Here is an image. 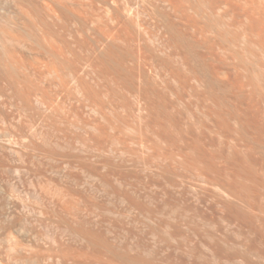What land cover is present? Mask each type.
Segmentation results:
<instances>
[{
  "label": "rangeland",
  "instance_id": "obj_1",
  "mask_svg": "<svg viewBox=\"0 0 264 264\" xmlns=\"http://www.w3.org/2000/svg\"><path fill=\"white\" fill-rule=\"evenodd\" d=\"M208 2H182L203 68L149 0L0 31V264H264V33Z\"/></svg>",
  "mask_w": 264,
  "mask_h": 264
},
{
  "label": "bare ground",
  "instance_id": "obj_2",
  "mask_svg": "<svg viewBox=\"0 0 264 264\" xmlns=\"http://www.w3.org/2000/svg\"><path fill=\"white\" fill-rule=\"evenodd\" d=\"M122 1H125V0H120L119 2H118V0H0V18H2L3 19V17H4V19L5 20H7V17L5 18V16L7 15H9L8 13H10L9 12V10H5V6L7 5V7H8V9H10V8H12L13 7V12L15 13L16 12V16H15V18H16V21L14 22V23H16V26H17V29H19V30H16V33H17V31H20V32H18L19 34H17L18 35V37H15L16 35H12L10 32H8V31H5V30H0L1 32V34L3 35V38H4V41H6V43H10V44H8V46L9 45H11V42L12 43H16V45H18L17 47H24V45H22V43H23V39H22V37H23V34H25V28H27V26H26V22L25 21H27L26 19H29L30 20V17L29 18H27L28 16H29V10H27V9H31L32 10V8L33 7H35V9H36V11H34V14L36 13V14H38V11H40L41 13H43V14H45V16H47V17H51V19H53L54 20V18H56L57 17V15L59 16V15H62V17H64L63 15H69L67 18H69L70 16H73V17H76V19H78L79 18V20L82 18L83 20H84V18L85 17H83L84 16V14L87 16V19H89V17L88 16H90V14H92V13H95V12H91L90 14H88L87 15V12H90L91 10H94V9H96V10H94V11H97L98 9H100V12L99 13H101V9H104V11H105V9H107L108 7H111V8H113L115 5H117L118 3H120V2H122ZM140 1V0H139ZM148 1V0H147ZM150 1V5L155 9V10H158V12L160 13V16H161V19L159 20V22L161 23V27L165 30V32L169 35V37H170V39H171V41H172V43H173V45L176 47V48H178V49H180V50H182V51H184L185 53H188V55L187 56H185V57H183L184 58V61H185V63L186 62H192V64H191V67H192V65H194L193 63H195V64H197L198 66H201L202 68L204 67V66H206L207 64H209V61H208V59L206 58V57H204V56H201V55H199V53H198V51H199V49L200 48H202V46H201V44H199V42H198V40H192L191 39V37H196L197 35L198 36H200V33H199V29H198V27L189 19V17L187 16V14H189V13H187L186 14V10L184 9V6L185 5H183L184 3H182V2H184V0H149ZM202 1V0H201ZM210 1V4H209V2H208V5H210V7L211 8H213V10L215 11V9L214 8H220L221 10H220V12H225L226 14H228V13H232V15L230 14V16H233V14L236 16V17H238V19L239 20H241V19H243L244 21H245V23H250V24H255V25H258V26H260V27H256L255 29L257 30V31H259L258 29L259 28H261V32H263L264 33V0H209ZM186 2V1H185ZM207 2V1H206ZM132 3V2H131ZM131 3H130V5H131ZM134 3H137L136 1L134 2ZM139 4H140V2H138ZM137 3V5H139ZM141 3H143L142 1H141ZM145 3V2H144ZM199 3V2H198ZM6 4V5H5ZM9 4V5H8ZM126 4V3H125ZM124 4V5H125ZM133 4V3H132ZM145 4H147V3H145ZM185 4H187V3H185ZM193 4H194V2H193ZM4 5V6H3ZM12 6V7H10L9 8V6ZM30 5V6H29ZM123 5V4H122ZM121 5V6H122ZM128 5V4H127ZM196 5H197V3H196ZM200 5H203V4H201L200 3ZM207 5V4H206ZM1 6H3V8L1 7ZM33 6V7H32ZM113 6V7H112ZM132 6V5H131ZM134 6V5H133ZM132 6V7H133ZM147 6V5H146ZM187 6V5H186ZM205 6V5H204ZM30 7V8H29ZM116 7V6H115ZM126 7V6H125ZM130 7V6H129ZM142 7H144V5L142 6ZM201 7V6H200ZM209 7V6H208ZM126 8H128V7H126ZM136 8V7H135ZM135 8H133V9H135ZM138 8H139V6H138ZM187 8V7H186ZM204 8V7H203ZM14 9H15V11H14ZM109 9V11H111L110 10V8H108ZM115 9V8H114ZM117 9V8H116ZM118 9H119V6H118ZM123 9H125V8H123ZM129 9V8H128ZM128 9H125L126 11L128 10ZM132 9V10H133ZM140 9H141V6H140ZM198 9V8H197ZM202 9V8H201ZM222 9H223V11H222ZM34 10V9H33ZM38 10V11H37ZM124 10V11H125ZM130 10V9H129ZM137 10V9H136ZM139 10V9H138ZM150 10V9H149ZM99 11V10H98ZM103 11V10H102ZM108 11V10H107ZM106 11V12H107ZM118 11V10H117ZM135 10H133V12H134ZM190 11V10H189ZM113 12H116L115 10L113 11ZM112 12V13H113ZM119 12V11H118ZM118 12H116V13H118ZM122 12H123V10H122ZM132 12V13H133ZM146 12V11H145ZM145 12H143V13H145ZM148 12V11H147ZM150 12V11H149ZM213 12V11H212ZM14 13H13V15H14ZM33 13V12H32ZM31 13V11H30V14H32ZM99 13H98V15H99ZM105 13V12H104ZM103 13V14H104ZM116 13H113V14H116ZM120 13V12H119ZM135 13H137V17L139 16V15H141V12H140V14L138 15V13L139 12H137V11H135L133 14L135 15ZM142 13V14H143ZM196 13V12H195ZM200 13V12H199ZM206 13V12H205ZM210 13V12H209ZM34 14H32V15H34ZM109 12L107 13V18L109 17L111 20H114V21H112L113 22V24L114 23H117L116 22V18H117V16L116 17H114V19H112V17H111V14H110V16H109ZM124 14V13H123ZM146 14V13H145ZM148 14V13H147ZM12 14H11V16H13ZM31 15V16H32ZM40 15H42V14H40ZM94 15H97L96 13L94 14ZM116 15H118V14H116ZM129 15H131V16H133L132 14H129ZM200 15H202V13L200 14ZM223 15V14H222ZM35 16V15H34ZM39 16V15H38ZM44 16V17H45ZM93 16V15H92ZM91 16V17H92ZM101 16V15H100ZM102 16H104V15H102ZM114 16V15H113ZM118 16H121V14L120 15H118ZM124 16H126V17H129V18H131L130 16H128V13H127V15H124ZM142 16V15H141ZM140 16V19L142 18ZM145 16V15H144ZM148 16H150V15H148ZM159 16V17H160ZM190 16V15H189ZM192 16H193V14H192ZM226 16H228V15H226ZM225 16V17H226ZM10 17V16H9ZM41 17H43V15L41 16ZM41 17H39L40 19H41ZM43 17V18H44ZM61 17V18H62ZM72 17V18H73ZM96 17V16H95ZM98 17V16H97ZM96 17V18H97ZM106 17V16H105ZM135 17H136V15H135ZM134 17V18H135ZM136 17V18H137ZM146 17H147V15H146ZM36 18H38L37 16H36ZM38 18V19H39ZM42 18V19H43ZM58 18H60V17H57V19ZM66 18V17H65ZM64 18V19H65ZM93 18V17H92ZM106 18V19H107ZM120 18V17H119ZM145 18V17H144ZM150 18V17H149ZM228 18V17H227ZM3 19V23H4V20ZM9 19H11V18H8V21H9ZM12 19H14V17L12 18ZM11 19V20H12ZM39 19V20H40ZM48 19V18H47ZM46 19V20H47ZM50 19V20H51ZM56 19V20H57ZM63 19V18H62ZM62 19H60L61 21H62ZM70 19V18H69ZM74 19V18H73ZM76 19H75V21H76ZM86 19V18H85ZM86 19V23H87V20ZM95 19V18H94ZM104 18H102V20H103ZM110 19L108 20L109 22H110ZM132 19V18H131ZM147 19H148V17H147ZM150 19H152V17L150 18ZM200 19V18H199ZM198 19V20H199ZM234 19V18H233ZM44 20V19H43ZM49 20V19H48ZM46 21L47 23L49 22L50 23V21ZM52 20V21H53ZM67 20V19H66ZM66 20H65V22H66ZM71 20V19H70ZM69 20V21H70ZM83 20H80V21H83ZM100 20V18L98 17V21ZM120 20V19H119ZM123 20V19H122ZM122 20H120V22L119 23H121V21ZM133 20V19H132ZM234 20H236L235 22H237V24H238V20L237 19H234ZM243 20H241V22L243 21ZM1 21V20H0ZM6 22V23H9V22ZM12 21H14V20H12ZM55 21V20H54ZM58 21V20H57ZM72 21V20H71ZM71 21H70V23L69 22H67V23H69V24H71ZM90 21V20H89ZM92 21V20H91ZM94 21V20H93ZM104 21H105V19H104ZM117 21H118V18H117ZM129 21V20H128ZM131 21V20H130ZM129 21V22H130ZM150 21V20H149ZM148 21V22H149ZM197 21V20H196ZM202 21V20H201ZM229 21H231V19H229ZM233 21V20H232ZM231 21V22H232ZM247 21V22H246ZM60 22V21H59ZM85 22V21H84ZM95 22V21H94ZM93 22V23H94ZM97 22V21H96ZM95 22V23H96ZM100 22V21H99ZM107 22V21H106ZM124 22V20L122 21V23ZM144 22V21H143ZM142 22V23H143ZM6 23H5V25H6ZM43 23V22H42ZM74 23H76V22H74ZM83 23V22H82ZM91 23V22H90ZM92 23V24H93ZM119 23H117V24H114L115 25V27H113V26H111V28L113 27L114 28V30H115V28L118 26V25H122V24H119ZM127 23V22H126ZM139 23L141 24V22H138V25H136V26H138L139 27ZM151 23V22H150ZM199 23V22H198ZM234 23V22H233ZM51 24H53V22H51ZM55 24H56V22H55ZM79 24V23H78ZM77 23L75 24V25H78ZM81 24V23H80ZM97 24V23H96ZM95 24V25H96ZM102 24L104 25V22H102ZM102 24L101 25H98V26H102ZM109 24V23H108ZM107 23H105V26L106 25H108ZM137 24V23H136ZM200 24H202V23H200ZM14 25V24H13ZM41 25H43V24H41ZM50 25V24H49ZM54 25V24H53ZM53 25H51V26H53ZM83 25H84V23L82 24V28H83ZM111 25V24H110ZM117 25V26H116ZM129 25H131V24H129ZM143 25V24H142ZM144 25H146L147 26V24H144ZM149 25V24H148ZM151 25V24H150ZM239 25H242L240 22H239ZM243 25H245V24H243ZM249 25V24H248ZM247 25V26H248ZM4 26V25H3ZM55 26V25H54ZM87 26V25H86ZM94 26V25H93ZM119 26V27H120ZM153 26V25H152ZM152 26H151V28H148L149 26H147V28L148 29H153L152 28ZM203 26V25H202ZM251 26V28L252 27H254L253 25H250ZM15 27V26H14ZM44 27V26H43ZM48 27H50V26H48ZM59 27H61V26H59ZM65 26H63V28H64ZM72 26H70V27H68L69 29L71 28ZM85 27V26H84ZM91 27H92V25H91ZM95 27V26H94ZM124 26H122V28H123ZM143 27V26H142ZM141 27V28H142ZM249 27V26H248ZM6 28V27H5ZM29 28V27H28ZM47 28V27H46ZM46 28H44V30L46 29ZM66 28H67V25H66ZM77 28V27H76ZM76 28H75V30H76ZM97 28V27H96ZM102 29H100V27L98 28L99 30H100V32L102 33V35H103V28H105V27H101ZM107 28H110L109 26L107 27ZM121 28V29H122ZM137 28V27H136ZM201 28V27H200ZM258 28V29H257ZM7 29V28H6ZM10 29V28H9ZM62 29V28H61ZM60 29V30H61ZM72 29V28H71ZM70 29V30H71ZM93 29V28H92ZM98 29H96V31H98ZM119 29V28H118ZM120 29V30H121ZM127 29V28H126ZM143 29V28H142ZM142 29H141V32H143L142 31ZM146 29V28H145ZM144 29V30H145ZM253 29V28H252ZM254 29V30H255ZM40 30V29H39ZM38 30V31H39ZM42 30V29H41ZM82 29H80L79 31H81ZM84 30V29H83ZM94 30V29H93ZM102 30V31H101ZM108 30V29H107ZM110 30V29H109ZM111 30H113V29H111ZM113 30V31H114ZM125 30V29H124ZM135 30V29H134ZM147 30V29H146ZM157 30H158V28H157ZM251 30V29H250ZM64 31V30H63ZM76 31H78V29L76 30ZM105 31V30H104ZM136 31V30H135ZM138 31V30H137ZM136 31V32H137ZM155 31V30H154ZM162 31V30H161ZM205 31V30H204ZM244 31H246V30H244ZM248 32H250L249 30H247ZM252 31V30H251ZM256 31V32H257ZM29 32V31H28ZM45 31H43V33H44ZM68 32H69V30H68ZM106 32V31H105ZM105 32H104V34H105ZM111 32V33H110ZM110 32H107V33H110V34H112V31H110ZM120 32V34H121V31H119ZM141 32H138V33H135V34H139V33H141ZM147 32H149V31H146V33L144 32V34H147ZM256 32H255V35H256ZM261 32H260V34H261ZM12 33H13V31H12ZM42 33V34H43ZM99 32H97V34H98ZM156 33V32H155ZM160 33V32H159ZM244 33V32H243ZM252 33V32H251ZM250 33V34H251ZM114 34H118V32L116 31V33H114L113 32V34L112 35H114ZM119 34V35H120ZM123 34V33H122ZM134 34V33H133ZM143 34V33H142ZM204 34V33H203ZM259 34V33H258ZM124 35V34H123ZM122 35V36H123ZM247 35V34H246ZM252 35H254V33L252 34ZM254 35V36H255ZM262 35V37L264 36V34H261ZM139 35H137V37H138ZM140 36H142V35H140ZM248 36H249V34H248ZM247 36V37H248ZM259 37H260V35H258ZM0 37H2V36H0ZM25 37V36H24ZM110 37H112V36H110ZM116 37V36H115ZM120 37V36H119ZM200 37H203V36H200ZM199 37V38H200ZM259 37H255V38H259ZM261 37V38H262ZM99 38H101L100 36H99ZM105 37H104V35H103V38H101V40L102 39H104ZM244 38V37H243ZM249 38H250V36H249ZM260 38V39H261ZM112 39H114V37L112 38ZM112 39L110 40V41H112ZM163 39V38H162ZM191 39V40H190ZM252 39V38H251ZM254 39V38H253ZM100 40V39H99ZM139 40V39H138ZM141 40H142V38H141ZM168 40V39H167ZM203 40H205L204 38H203ZM3 41V42H4ZM104 41H105V39L103 40V42L102 41H100V42H102V44L104 43ZM208 41V40H207ZM262 41V40H261ZM109 42V41H108ZM142 42V41H141ZM170 42V41H169ZM251 42H254V41H251ZM5 43V42H4ZM99 43V42H98ZM111 43V42H110ZM165 43V42H164ZM210 43V42H209ZM255 43H257L256 41H255ZM24 44H25V41H24ZM137 44H140V42L139 43H137ZM136 44V45H137ZM162 44V43H161ZM168 44V43H167ZM166 44V45H167ZM207 44V43H206ZM260 44V43H259ZM7 45V44H6ZM15 45V44H14ZM15 45V46H16ZM106 45V44H105ZM132 44L130 43V46H131ZM209 45V44H208ZM212 44L210 43V45L209 46H211ZM261 45H262V43H261ZM261 45L260 46H257V48L258 49H260L261 48ZM14 46V47H15ZM100 46V45H99ZM104 46V45H103ZM109 46V45H108ZM133 46V45H132ZM135 46V45H134ZM139 45H137V47H138ZM143 46H144V44H143ZM161 46V45H160ZM172 46V45H171ZM22 47V48H23ZM10 48V47H9ZM105 48V47H104ZM139 48V47H138ZM140 48H142V47H140ZM139 48V49H140ZM212 48H214V47H212ZM23 49H25V47L23 48ZM170 49V48H169ZM263 48H261V50H262ZM264 50V49H263ZM262 50V51H263ZM22 51V50H21ZM175 51V50H174ZM183 53V52H182ZM260 53H261V51H260ZM23 54V53H22ZM22 54H21V56H22ZM210 56V55H209ZM18 58H20V57H18ZM183 58H182V60H183ZM20 59H22V61H20L21 63L20 64H22L21 66L23 67V58H20ZM180 59V58H179ZM216 60V59H215ZM208 62V63H207ZM195 66V65H194ZM208 66V65H207ZM197 67V66H196ZM20 68V67H19ZM24 68V67H23ZM195 68V67H194ZM200 68V67H199ZM198 68V69H199ZM22 69V68H21ZM205 69V68H204ZM203 69V70H204ZM203 72V71H202ZM206 74V73H205ZM208 75V74H207ZM1 140L2 139H0V152H1V154H0V170L2 171V172H7V170L9 169L8 168V162H7V154L5 153V152H7V151H5L4 150V147L5 146H7V144H4V146H3V144L1 143ZM5 140H2V142H4ZM6 142V141H5ZM5 148H7L8 149V147H5ZM6 192H4L3 193V195L1 196V200H0V209L3 211V213H2V215L5 213H7L6 212V210L8 209L7 207L9 206V204H10V198H11V196L8 194V191H7V189L5 190ZM1 211V212H2ZM1 212H0V215H1ZM4 214V215H5ZM1 215V216H2ZM3 215V216H4ZM1 218V217H0Z\"/></svg>",
  "mask_w": 264,
  "mask_h": 264
}]
</instances>
